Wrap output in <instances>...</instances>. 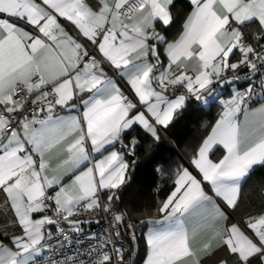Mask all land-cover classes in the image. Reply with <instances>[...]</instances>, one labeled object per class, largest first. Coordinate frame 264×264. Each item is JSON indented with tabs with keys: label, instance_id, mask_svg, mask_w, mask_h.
<instances>
[{
	"label": "snow or ice",
	"instance_id": "snow-or-ice-1",
	"mask_svg": "<svg viewBox=\"0 0 264 264\" xmlns=\"http://www.w3.org/2000/svg\"><path fill=\"white\" fill-rule=\"evenodd\" d=\"M173 5L0 0V208L14 214L0 264H264V211L233 222L264 166V0H189L170 42L157 26ZM192 103L220 111L137 235L119 207L139 142L125 138L159 141ZM99 212L108 227L86 232L101 220L79 217Z\"/></svg>",
	"mask_w": 264,
	"mask_h": 264
},
{
	"label": "trees",
	"instance_id": "trees-1",
	"mask_svg": "<svg viewBox=\"0 0 264 264\" xmlns=\"http://www.w3.org/2000/svg\"><path fill=\"white\" fill-rule=\"evenodd\" d=\"M189 9L187 0H174L171 8L173 23L168 27L158 25L159 31L168 40L175 39L181 33ZM254 30V27L250 29ZM239 87L243 89L247 84L241 83ZM219 111V105L214 104L209 110L192 103L184 110L182 118L175 120L167 129L161 128L159 141L153 140L139 127L130 131L125 143L133 137L139 141L134 157L136 165L132 169L130 165L131 182L120 193L119 201V207L129 214L128 221H146L156 217V207L172 187L170 168L181 161L187 163L193 148L207 135L210 127L206 131V126L213 124ZM262 210L264 166H257L242 186L241 204L233 216L240 220Z\"/></svg>",
	"mask_w": 264,
	"mask_h": 264
},
{
	"label": "crops",
	"instance_id": "crops-1",
	"mask_svg": "<svg viewBox=\"0 0 264 264\" xmlns=\"http://www.w3.org/2000/svg\"><path fill=\"white\" fill-rule=\"evenodd\" d=\"M187 2L189 3V0H187ZM189 11H190V9H189ZM62 23H63V21H62ZM159 26H163V25H159ZM66 29H67V25H66ZM67 30H69L70 34H72L74 36L76 35V32L74 30H72V29H67ZM182 30H183V28H182ZM182 30H181V32H182ZM157 31H159L158 26H157ZM179 35L176 38H178ZM172 40H174V39H171L169 41L171 42ZM161 51H163V49H161ZM110 75H111V73H110ZM116 78L119 79L118 77H116ZM121 82H123V81H121ZM214 123H215V121L213 122V124ZM209 131H210V129H209ZM160 134H162L161 128L159 129V135ZM4 200H5L4 194L2 192H0V204H3ZM229 211H231V210H229ZM262 211H264V210H262ZM262 211L256 212V213H254L253 215H250V216L259 215ZM13 217H14V214L10 210V208H0V232L7 231L9 233H12L14 231V228L12 227V225L10 223L11 220L13 219ZM155 218H157V216ZM235 220H237V219H234L233 222H235ZM144 231H146V228H144ZM15 234L19 235L20 233L16 232ZM224 255L225 254L223 253V251H221V252L218 253V257L217 258L223 257ZM202 264H210V262L208 260H204V261H202Z\"/></svg>",
	"mask_w": 264,
	"mask_h": 264
},
{
	"label": "built area",
	"instance_id": "built-area-1",
	"mask_svg": "<svg viewBox=\"0 0 264 264\" xmlns=\"http://www.w3.org/2000/svg\"><path fill=\"white\" fill-rule=\"evenodd\" d=\"M120 83L122 84V86L126 90L127 94H129L131 96L132 93H131V90L128 88V86L123 82H120ZM79 219H81V220H101L100 224H91V225L85 224V225H83L86 232L91 230L92 232L95 233V232L101 231V229H103V228L108 227L107 221L104 220V213L103 212H99L98 214H92V215H82L79 217ZM129 222H131L133 225L136 226L137 235H139L140 232L144 231L143 226L139 223V222H141L140 220H131ZM65 227H66V225H65ZM124 244H125V247H128L129 241H128L127 237H124ZM125 259L126 260L128 259L127 254L125 256Z\"/></svg>",
	"mask_w": 264,
	"mask_h": 264
},
{
	"label": "water",
	"instance_id": "water-1",
	"mask_svg": "<svg viewBox=\"0 0 264 264\" xmlns=\"http://www.w3.org/2000/svg\"><path fill=\"white\" fill-rule=\"evenodd\" d=\"M133 167H131V169H132Z\"/></svg>",
	"mask_w": 264,
	"mask_h": 264
}]
</instances>
